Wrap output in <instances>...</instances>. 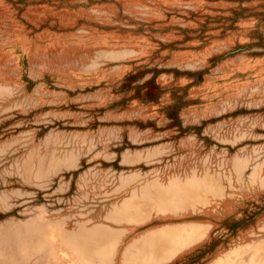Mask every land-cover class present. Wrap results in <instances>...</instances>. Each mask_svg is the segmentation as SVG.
<instances>
[{
  "label": "rangeland",
  "instance_id": "obj_1",
  "mask_svg": "<svg viewBox=\"0 0 264 264\" xmlns=\"http://www.w3.org/2000/svg\"><path fill=\"white\" fill-rule=\"evenodd\" d=\"M193 226L264 264V0H0V264Z\"/></svg>",
  "mask_w": 264,
  "mask_h": 264
},
{
  "label": "crops",
  "instance_id": "obj_2",
  "mask_svg": "<svg viewBox=\"0 0 264 264\" xmlns=\"http://www.w3.org/2000/svg\"><path fill=\"white\" fill-rule=\"evenodd\" d=\"M77 231V230H76ZM92 232V245L90 252L92 263L113 264L112 247L116 243L114 239L108 240L105 244H99L96 237L108 239L113 233L106 228H94ZM78 239L73 236L72 239ZM197 239L196 227L193 226L185 236L182 229L173 227L163 229H151L130 242L124 250L121 264H173L185 246ZM113 252V253H112ZM114 255V254H113ZM110 258H109V257Z\"/></svg>",
  "mask_w": 264,
  "mask_h": 264
}]
</instances>
